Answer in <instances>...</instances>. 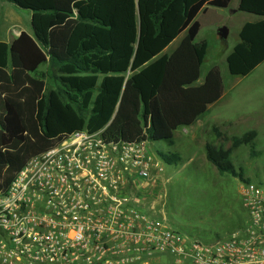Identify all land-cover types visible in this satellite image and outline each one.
<instances>
[{"label": "trees", "instance_id": "obj_1", "mask_svg": "<svg viewBox=\"0 0 264 264\" xmlns=\"http://www.w3.org/2000/svg\"><path fill=\"white\" fill-rule=\"evenodd\" d=\"M31 13V34L0 42V195L27 163L80 131L108 143L174 145L223 93L218 66L198 85L208 44L205 28L223 21L232 0H6ZM245 24L226 58L230 76L244 78L264 63V0H240ZM178 46L166 49L177 39ZM46 66V72L39 69ZM206 161L220 177L241 182L232 154L254 132L228 136L211 126ZM177 166L178 153L157 150Z\"/></svg>", "mask_w": 264, "mask_h": 264}, {"label": "built area", "instance_id": "obj_2", "mask_svg": "<svg viewBox=\"0 0 264 264\" xmlns=\"http://www.w3.org/2000/svg\"><path fill=\"white\" fill-rule=\"evenodd\" d=\"M159 165L145 141L62 138L0 195V264H264L263 187L243 183L248 223L204 244L135 205L134 185Z\"/></svg>", "mask_w": 264, "mask_h": 264}, {"label": "rangeland", "instance_id": "obj_3", "mask_svg": "<svg viewBox=\"0 0 264 264\" xmlns=\"http://www.w3.org/2000/svg\"><path fill=\"white\" fill-rule=\"evenodd\" d=\"M226 12L220 13H224L225 18L220 27L228 30L226 39L218 36L220 27L205 28L197 37V41L208 44L202 76L209 66H218L221 71L222 102L202 118L201 123L208 125L202 130L206 131L204 134L198 133L201 138L192 140L180 132L173 146L163 142L148 143L151 155L156 157L157 150L178 153L182 161L177 166H168L157 157L159 169L149 180L138 179L131 194L142 212L164 219L173 230L204 244L226 240L233 232L242 230L249 220L241 194L243 182L232 176L220 177L205 159L202 146L212 139L211 126H218L221 131L225 128L224 133L228 136L255 133L253 155L247 145H242L232 154V164L242 172L244 179L264 188V63L247 77L229 75L225 58L238 43L236 33L240 19L249 15L238 13L231 23ZM30 20V12L0 0V42L10 43L21 32L31 34ZM179 40L166 52L171 53ZM46 69L43 66L39 70L45 73ZM252 111L259 112L260 116L248 119ZM227 120L240 124L232 125L231 129L225 123ZM193 132L196 135L197 130Z\"/></svg>", "mask_w": 264, "mask_h": 264}, {"label": "crops", "instance_id": "obj_4", "mask_svg": "<svg viewBox=\"0 0 264 264\" xmlns=\"http://www.w3.org/2000/svg\"><path fill=\"white\" fill-rule=\"evenodd\" d=\"M235 2V3H234ZM239 2H240V0H232L231 1V4H230V6H229V8L226 10L227 12H226V14H227V16H228V21H230L231 23H232V21H234L236 18V15L239 13V14H244V13H241V12H238L237 11V9H238V6H239ZM230 10H232V11H230ZM223 11V10H222ZM222 11H220V13L222 12ZM232 14V15H231ZM222 16H223V21H225V18H224V13H222L221 14ZM231 15V16H230ZM241 20V22H240V25H239V28H237V35L239 34V31L241 30V28L245 25V24H247V23H254V22H257L258 20H259V18H257V17H255V16H252V15H249V16H246V17H243V18H241L240 19ZM222 21V22H223ZM222 24V23H221ZM220 24V25H221ZM220 25H218V26H215V27H220ZM180 40H181V38H179ZM180 40H179V42H180ZM176 41V40H175ZM174 41V42H175ZM179 42H178V44H179ZM199 42H202V41H199ZM206 42V41H205ZM178 44L176 45V47L178 46ZM175 47V48H176ZM174 48V49H175ZM173 49V50H174ZM231 53V52H230ZM229 53V54H230ZM207 54H208V49H207ZM228 54V55H229ZM227 55V56H228ZM227 56H226V58H227ZM206 58H207V55H206V57H205V60H206ZM226 58H225V61H226ZM205 60H204V63H205ZM204 63H203V65H204ZM213 66H209L206 70H205V74L202 76V68H203V66H202V68H201V76H200V79H199V82H198V85H201L203 82H204V79H205V76H206V74H207V72L212 68ZM224 87V86H223ZM223 96H224V90H223V93H222V96H221V99L217 102V103H215L214 105H212V106H210L209 108H208V111H207V113L203 116V117H205L206 115H208L209 113H210V110L216 105V104H218V103H221L222 102V100H223ZM256 116H260V113L259 112H256V111H252V112H250L249 114H248V119L249 118H254V117H256ZM203 117H201L199 120H197L191 127H189V128H182V129H179V130H177L176 132H175V134H174V141H175V138L177 139V135L181 132V133H183L184 135H186V136H189L192 140H194L195 138L196 139H198V138H201L202 137V135L200 134V135H198V133H205L204 131H202L203 130V128L204 127H206L208 124H202L201 122H202V118ZM245 117L247 118V115H245ZM245 118V119H246ZM245 121V120H244ZM243 121V122H244ZM236 122V123H235ZM225 123L226 124H228L229 125V128H231L232 129V125H235V124H240L238 121H234V123L233 122H231L230 120H227V121H225ZM194 130H197V133H196V135H194L195 133L193 132ZM224 130H225V128H224ZM224 130H223V132H224ZM204 146H205V144L202 146V149H204ZM157 157V156H156Z\"/></svg>", "mask_w": 264, "mask_h": 264}, {"label": "water", "instance_id": "obj_5", "mask_svg": "<svg viewBox=\"0 0 264 264\" xmlns=\"http://www.w3.org/2000/svg\"><path fill=\"white\" fill-rule=\"evenodd\" d=\"M218 36L222 39H226L228 36V30L226 27L222 26L218 29Z\"/></svg>", "mask_w": 264, "mask_h": 264}]
</instances>
